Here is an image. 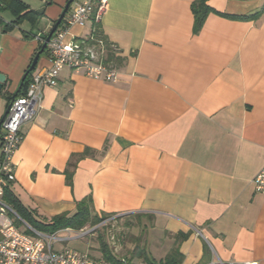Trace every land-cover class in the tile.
Returning <instances> with one entry per match:
<instances>
[{
    "label": "crops",
    "instance_id": "crops-1",
    "mask_svg": "<svg viewBox=\"0 0 264 264\" xmlns=\"http://www.w3.org/2000/svg\"><path fill=\"white\" fill-rule=\"evenodd\" d=\"M20 1L44 14L13 25L17 15L0 9L7 92L68 0H41V7ZM193 1L109 0L99 25L118 50L109 58L119 81L61 71L58 85L43 91L37 117L23 126L14 193L42 220L74 212L88 195L98 214H144L162 233L149 259L159 261L176 246L182 264H264V194L253 184L264 167V0H209L227 15L211 13L197 33ZM5 10L15 19L5 21ZM260 10L258 19L232 18ZM39 20L37 33L12 34ZM93 23L74 26L71 35L90 36ZM25 45L30 48L22 54ZM43 54L32 74L51 64L48 51ZM3 114L0 109V119ZM87 147L95 153L73 158L70 185L68 162ZM180 232L188 237L178 242ZM70 242L56 248L92 255L86 244ZM136 249L128 257L110 252L144 261ZM93 256L104 258L102 251Z\"/></svg>",
    "mask_w": 264,
    "mask_h": 264
},
{
    "label": "built area",
    "instance_id": "built-area-1",
    "mask_svg": "<svg viewBox=\"0 0 264 264\" xmlns=\"http://www.w3.org/2000/svg\"><path fill=\"white\" fill-rule=\"evenodd\" d=\"M109 0L75 1L61 25L50 38L48 53L51 64L32 74L23 94L16 96L8 105L9 112L1 128L0 143V264H149L120 258L116 262L95 257L87 252L71 247L56 248L57 243L68 242L90 233L92 229H81L73 236L74 229L66 228L58 233L67 232L63 237L58 233H44L34 228L6 201L5 189L16 180L14 157L24 140V124L37 117L47 87L58 85L64 68L84 73L86 76L117 83L120 70L109 51L116 45L109 44L97 34L99 25ZM95 24L90 36L74 38L71 29L85 26L89 19ZM45 37L42 39L44 41ZM111 48V49H110ZM1 92V91H0ZM253 178L254 189L264 194V167ZM30 231L31 233H29ZM215 264H256L255 262H225L217 259Z\"/></svg>",
    "mask_w": 264,
    "mask_h": 264
},
{
    "label": "trees",
    "instance_id": "trees-1",
    "mask_svg": "<svg viewBox=\"0 0 264 264\" xmlns=\"http://www.w3.org/2000/svg\"><path fill=\"white\" fill-rule=\"evenodd\" d=\"M209 0H194L192 3V12L194 15V26H193V33L200 32L202 27L204 26L205 19L211 14V13H218L220 15L226 16L227 14L216 11L213 7L209 6L208 4ZM7 9L10 8L15 15H17V19L13 23V25H18L19 22L30 19L33 20L34 18H39L44 14V12L36 11L31 9L26 3L20 1V0H0V9ZM263 14V11H257V13L249 14V15H241V16H232V18H240V19H258ZM230 16V15H228ZM10 25H6L4 28V31H8V28H10ZM97 34L106 40V42H109L105 35L103 34L101 30V25H98L97 27ZM41 48V46H40ZM48 48L44 52H47ZM30 74L27 79H25V83L23 85L22 90L19 92L18 95L23 94L26 91V88L29 84V79L31 78ZM2 92V91H1ZM0 92V93H1ZM17 95V96H18ZM13 96V95H12ZM12 96H9L8 103L12 100ZM95 153V150L92 148L87 147L85 151L81 154H73L68 162V167L65 170L67 183L72 185L73 183V174L74 169L76 168V163L73 161V158L82 159L87 156H93ZM15 182H11L9 185H7L5 189V198L6 201L18 212L21 217H23L29 224H31L34 228L37 230L44 232V233H50L55 234L58 233L66 228H71L74 230H83V228L86 225L95 226L98 225L101 220H103L107 216H111L112 214L109 213H102L104 216H101L100 214L96 213L93 208V197L92 195H88L81 201L77 202L76 208L74 212H64L61 214H57L52 216L49 220H42L40 218H37L33 211L25 206L22 201L17 198L18 196L14 193L13 185ZM31 233L30 231H28ZM176 240L179 242L181 240H184L188 237L187 233L180 232L176 235H174ZM99 243H100V249L102 251L103 257L112 262L118 261L114 256H112L107 242L104 240V238L100 235L99 236ZM139 249V250H138ZM137 252L140 258H142L145 262L149 264H182L184 255L180 252L179 247H174L172 250L161 260L157 261L155 259H149V257L146 255L145 251L137 247Z\"/></svg>",
    "mask_w": 264,
    "mask_h": 264
},
{
    "label": "rangeland",
    "instance_id": "rangeland-1",
    "mask_svg": "<svg viewBox=\"0 0 264 264\" xmlns=\"http://www.w3.org/2000/svg\"><path fill=\"white\" fill-rule=\"evenodd\" d=\"M75 1H82V0H75ZM33 7H41L43 5V2L41 0H32ZM35 5V6H34ZM72 7V6H71ZM70 12V11H69ZM2 17L5 21H11L15 19V17L12 15L11 12H7L6 10L2 12ZM40 26V20L36 23H30L29 21L23 22L20 26L16 27L12 34L18 37L23 36V32H31L33 34L37 33ZM2 31L0 28V35ZM16 47L19 49L20 45L19 43L15 44ZM30 46L25 45L23 47V53L27 52L29 50ZM45 55V53L43 54ZM34 58V57H33ZM30 58L29 62H32ZM29 63H27L28 65ZM23 72H18L16 75L18 82H14L13 87L11 90L2 91L0 93V109L2 110V113H4L6 109V103L7 99L10 96L11 92H13L20 83V80ZM16 79V80H17ZM0 130V143H1V133ZM101 216H104V214H100ZM152 225H155V221L153 222L149 217L144 216V214H135L131 216H107L98 225L91 226L86 225L84 228L92 229L90 233L85 234L83 236H79L78 238L81 239H75L71 240L72 244L81 242L86 244L88 247V251L92 255H99V252H101V249L99 248L101 245L99 243V236L101 235L104 240L107 242L109 250L114 253L118 257H128L133 253V251L139 247L140 249L145 248V253L149 255L150 250L154 249L155 246H158V240H160L162 233L159 232L160 230L158 228L152 227ZM83 228V229H84ZM80 230H74L72 231L73 236L78 235ZM67 232H61L58 233L57 237H63L64 235H67ZM169 238L166 240V247L169 248ZM70 242V243H71ZM65 244L66 242H62ZM93 245L91 247L90 245ZM171 244V243H170Z\"/></svg>",
    "mask_w": 264,
    "mask_h": 264
},
{
    "label": "water",
    "instance_id": "water-1",
    "mask_svg": "<svg viewBox=\"0 0 264 264\" xmlns=\"http://www.w3.org/2000/svg\"><path fill=\"white\" fill-rule=\"evenodd\" d=\"M75 2V0H68L67 3L65 4L63 11H61L60 17L57 19V21L54 23V25H52V28L50 29V31L48 32V34L46 35L41 48L36 52L30 66H28V69L26 70V72L24 73V76L22 77L21 82H20V86L18 88V91L13 93L12 99H14L19 92L22 90L23 85L25 83V79L28 78V76L30 74H32V72L34 71V69L36 68V65L39 61L40 56L43 54V52L46 50V48L49 47V42H50V38L53 36L54 32L56 31V29L59 27L58 25H61V23L63 22V20L66 18L67 14L69 13L72 4ZM6 75L2 72H0V91H2L5 87L6 84ZM9 106L7 105L5 106L6 109L4 111L3 116L0 119V130L2 128V124L4 122V119L6 118L8 112H9Z\"/></svg>",
    "mask_w": 264,
    "mask_h": 264
}]
</instances>
